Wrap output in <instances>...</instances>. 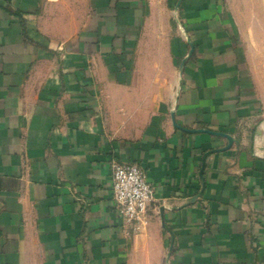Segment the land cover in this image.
Listing matches in <instances>:
<instances>
[{"label": "crops", "instance_id": "1", "mask_svg": "<svg viewBox=\"0 0 264 264\" xmlns=\"http://www.w3.org/2000/svg\"><path fill=\"white\" fill-rule=\"evenodd\" d=\"M0 264H264V0H0Z\"/></svg>", "mask_w": 264, "mask_h": 264}, {"label": "built area", "instance_id": "2", "mask_svg": "<svg viewBox=\"0 0 264 264\" xmlns=\"http://www.w3.org/2000/svg\"><path fill=\"white\" fill-rule=\"evenodd\" d=\"M113 198L126 222H138L153 198V187L145 170L138 164L114 163Z\"/></svg>", "mask_w": 264, "mask_h": 264}]
</instances>
